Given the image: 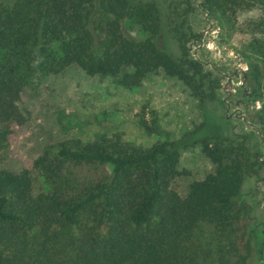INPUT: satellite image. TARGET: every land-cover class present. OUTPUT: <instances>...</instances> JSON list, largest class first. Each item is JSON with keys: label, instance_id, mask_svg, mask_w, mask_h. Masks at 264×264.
Listing matches in <instances>:
<instances>
[{"label": "trees", "instance_id": "1", "mask_svg": "<svg viewBox=\"0 0 264 264\" xmlns=\"http://www.w3.org/2000/svg\"><path fill=\"white\" fill-rule=\"evenodd\" d=\"M259 5L251 23L245 96L264 144V0H203L206 14L223 16ZM170 31L179 53L162 47L157 0H0V264H253L254 245L239 199L248 175L262 168L246 137L222 129L194 141L214 169L183 196L173 181L183 171L180 143L143 147L121 133L69 137L34 158L21 153L30 112L24 92L76 65L90 76L118 77L137 87L163 69L204 104L206 81L219 72L192 56L189 35L171 0ZM138 27L144 37L128 35ZM215 88V87H214ZM141 114L142 126L160 134Z\"/></svg>", "mask_w": 264, "mask_h": 264}, {"label": "rangeland", "instance_id": "2", "mask_svg": "<svg viewBox=\"0 0 264 264\" xmlns=\"http://www.w3.org/2000/svg\"><path fill=\"white\" fill-rule=\"evenodd\" d=\"M7 3L14 0H4ZM203 0H177L186 16L177 17L185 31L202 33L199 41L189 42L191 54L208 68L219 72L206 81L205 91L215 100L204 104L177 77L160 69L147 76L137 87H125L118 77L90 76L73 65L65 71L43 78L34 88L24 92V106L30 112L28 131L19 139L21 153L37 157L47 144L69 137L83 139L97 134H123L124 138L143 147L157 142L178 141L183 174L172 183L173 189L185 196L189 185L214 169L200 143L205 135L222 131L226 135L246 137L253 153L264 161V144L253 112L261 106L245 94L243 72L247 65L241 53L252 38L251 23L259 18V5L241 6L235 13L223 16L206 14ZM164 28L159 44L179 53V43L170 31L171 0H157ZM125 32L134 38L144 37L136 26L125 22ZM243 81V82H242ZM244 83V84H242ZM215 87V88H214ZM230 104V107H229ZM146 119L158 115L161 133H151L141 124L143 108ZM249 204L245 221L255 240V261L264 264V165L247 176L240 197Z\"/></svg>", "mask_w": 264, "mask_h": 264}, {"label": "built area", "instance_id": "3", "mask_svg": "<svg viewBox=\"0 0 264 264\" xmlns=\"http://www.w3.org/2000/svg\"><path fill=\"white\" fill-rule=\"evenodd\" d=\"M243 69H244V72H243V74H244V76H243V81H244V83H245V75H246V71H247V69H248V65H246L245 67H243ZM242 81V82H243ZM244 83H242V84H244Z\"/></svg>", "mask_w": 264, "mask_h": 264}, {"label": "flooded vegetation", "instance_id": "4", "mask_svg": "<svg viewBox=\"0 0 264 264\" xmlns=\"http://www.w3.org/2000/svg\"><path fill=\"white\" fill-rule=\"evenodd\" d=\"M229 107H230V104H229Z\"/></svg>", "mask_w": 264, "mask_h": 264}]
</instances>
